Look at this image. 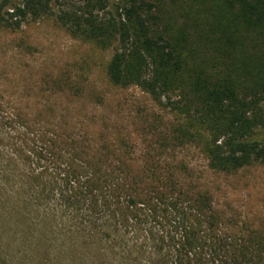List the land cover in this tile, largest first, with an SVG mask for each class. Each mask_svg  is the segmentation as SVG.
<instances>
[{"label": "trees", "instance_id": "1", "mask_svg": "<svg viewBox=\"0 0 264 264\" xmlns=\"http://www.w3.org/2000/svg\"><path fill=\"white\" fill-rule=\"evenodd\" d=\"M51 3L0 0V34L18 33L28 23L53 16ZM88 7L81 13H54L55 21L98 49L112 50L104 71L107 81L116 88H140L175 120L167 128L160 127V116L139 119L138 127L154 141L159 158L137 165L126 135L110 132L119 120L78 112L83 98L93 106L105 103L93 94L84 95L88 100L82 96L90 89L63 73H49L40 85L26 77L25 83H2V95L6 89L20 91L18 117L36 131L32 137L44 142L47 151L40 158H47L50 148L57 160L66 159L60 183L48 172L31 175L40 193L60 195L65 211L83 208L113 217L112 222L136 218L140 226L148 223L138 219L144 212L141 217L151 216L155 226L163 227L162 234H151V241L161 253L174 249L180 258L176 264H264V227L260 234L250 228L247 239L234 237L245 234L240 217L216 207L210 193L202 192L173 159L160 160L197 147L214 173L231 175L264 165V0H90ZM9 70L16 71L5 68L0 80ZM34 91L55 96L40 105L28 96ZM43 128L55 132V140L39 131ZM222 223L233 238H217ZM200 246L209 250V260L197 251ZM218 246L225 261L214 249Z\"/></svg>", "mask_w": 264, "mask_h": 264}, {"label": "rangeland", "instance_id": "2", "mask_svg": "<svg viewBox=\"0 0 264 264\" xmlns=\"http://www.w3.org/2000/svg\"><path fill=\"white\" fill-rule=\"evenodd\" d=\"M89 1L52 0L53 16L28 23L18 33H1L0 72L7 67L16 71L9 70L8 76L0 80V85L22 82V77H26L28 83L40 85L49 73L55 76L63 73L73 83L92 91L84 94L72 92L69 93L71 96L93 94L98 99H104L102 106L98 103L93 106L83 98L78 112L96 120L103 116H111L115 122L119 120V124L110 127V132L115 135L116 131H120L126 135L133 162L140 165L148 159H158L154 141L146 139L145 132L137 125L138 121L140 118L160 116L164 120L163 124L160 122V127L169 128L175 120L174 113L138 87L121 89L112 86L104 76L112 50L98 49L55 21L54 13L91 10ZM114 1L123 4L125 0ZM95 10L98 12V8ZM16 75L18 78H15ZM9 92L10 89H6L4 95L0 94V264H176L180 261L174 249H166L169 251L167 254L159 252L150 238L151 234H162L163 227L155 226L151 216L141 217L144 212L138 219L141 222L148 220V223L139 226L136 218H131V223L120 217L116 222L122 225H118L111 221L113 217L108 219L92 211L85 212L83 208L65 211L60 195L48 197L40 193L39 183H34L31 175L48 172L47 175L60 183L65 176L67 162L66 159L57 160L50 148H47V158H40L39 153L46 150L44 142L36 136L32 137L31 132L36 131L30 130L18 117L21 110L16 98H21V93ZM28 96L44 105L55 94L34 91ZM84 97L88 100V96ZM117 103L119 106L115 108ZM13 129L19 133L13 132ZM39 131L55 140L56 133L49 128ZM21 152L24 154L22 157ZM167 158L173 159L189 177L198 181L202 192L207 191L213 197L216 207L228 215L240 217L245 234H234V237L245 239L246 235L247 239L250 228L258 234L262 232L263 164L227 175L210 171L208 162L197 147L169 153L160 160ZM70 175L74 177V174ZM218 233V239H225L226 236L233 238L232 232L223 223ZM198 236L197 239H200L203 235L198 233ZM169 242L166 241L167 247ZM199 249L203 251L205 260H209L208 256L212 257L208 249L202 246L197 251ZM214 249L218 256L223 257L220 261H225L224 250L219 246Z\"/></svg>", "mask_w": 264, "mask_h": 264}]
</instances>
